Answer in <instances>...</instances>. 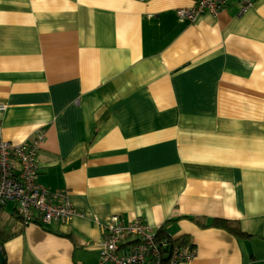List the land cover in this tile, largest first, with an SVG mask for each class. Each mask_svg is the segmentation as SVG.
I'll return each mask as SVG.
<instances>
[{"label":"crops","instance_id":"1","mask_svg":"<svg viewBox=\"0 0 264 264\" xmlns=\"http://www.w3.org/2000/svg\"><path fill=\"white\" fill-rule=\"evenodd\" d=\"M197 2L0 0V138L43 130L39 183L83 213L3 207L6 264H100L116 214L193 244L184 264H264V0L178 17Z\"/></svg>","mask_w":264,"mask_h":264},{"label":"built area","instance_id":"2","mask_svg":"<svg viewBox=\"0 0 264 264\" xmlns=\"http://www.w3.org/2000/svg\"><path fill=\"white\" fill-rule=\"evenodd\" d=\"M235 1L244 14L256 0H198L191 8L178 10L181 20L195 22L210 13L217 16ZM6 105H0V112ZM45 132L35 139L14 144L0 138V209L15 204L25 224L67 223L83 213L72 204L67 190L51 191L39 183L38 153ZM158 228L139 217L131 221L116 214L105 227L100 244V264H184L193 261L198 250L193 244L172 243L160 237Z\"/></svg>","mask_w":264,"mask_h":264},{"label":"trees","instance_id":"3","mask_svg":"<svg viewBox=\"0 0 264 264\" xmlns=\"http://www.w3.org/2000/svg\"><path fill=\"white\" fill-rule=\"evenodd\" d=\"M1 209H0V211H1ZM15 214H17V212ZM16 216H17L18 219L22 220V223L20 224V226H21V228H23L25 226L24 219L22 218V216H19V214H17ZM192 220H194V218H192ZM36 223H38V221ZM38 224H43V223L40 222ZM213 225L217 226V227H220V228H225L229 232H231L233 234H236V235H240V234L243 235L244 234L239 229L238 224H236L234 222H231V221H228V220H214ZM157 230H158L157 232H158L160 237L167 238L170 241L172 240L170 237H164L163 234H165V232H164V228L162 226L160 228H158ZM15 234H16V232L11 233V231H0V247H1L2 252H4L3 251V243H4L5 239H9L10 237L14 236ZM172 243L175 244V243H178V242L172 240ZM4 264H6V262H4Z\"/></svg>","mask_w":264,"mask_h":264},{"label":"water","instance_id":"4","mask_svg":"<svg viewBox=\"0 0 264 264\" xmlns=\"http://www.w3.org/2000/svg\"><path fill=\"white\" fill-rule=\"evenodd\" d=\"M5 258L3 252L0 250V264H4Z\"/></svg>","mask_w":264,"mask_h":264},{"label":"rangeland","instance_id":"5","mask_svg":"<svg viewBox=\"0 0 264 264\" xmlns=\"http://www.w3.org/2000/svg\"><path fill=\"white\" fill-rule=\"evenodd\" d=\"M9 209L12 211L14 208H13V205H10L9 206Z\"/></svg>","mask_w":264,"mask_h":264}]
</instances>
